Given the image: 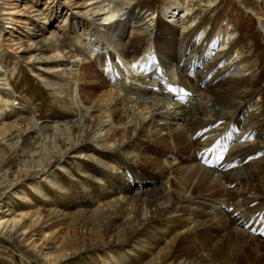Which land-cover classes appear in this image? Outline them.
Returning <instances> with one entry per match:
<instances>
[{"label": "bare ground", "instance_id": "bare-ground-1", "mask_svg": "<svg viewBox=\"0 0 264 264\" xmlns=\"http://www.w3.org/2000/svg\"><path fill=\"white\" fill-rule=\"evenodd\" d=\"M118 1L131 8L112 21ZM138 1L0 0V48L51 74V89L72 112L62 123L44 124L25 108L29 115L7 122L9 108L0 104V236L24 244L43 264L110 246L125 251L105 264H264V238L244 226H264V123L237 94L240 53L223 57L212 50L216 43L225 50L233 36L214 38L213 29L188 27L193 0L169 7L166 19ZM237 1L264 32V0ZM106 2L115 6L106 9ZM64 13L68 28H54ZM82 18L86 35L100 34L93 60L85 40H63ZM137 70L143 77L135 80L151 81L149 87L128 85L121 75ZM7 75L0 64V85L9 86ZM222 149L227 155L219 166L201 163L204 154ZM70 157L90 165V178L98 180L99 167L115 182L98 193L75 187L76 197H68L51 173L58 169L74 179ZM36 180L60 189L63 209L32 184ZM28 182L51 207L34 208L22 190ZM11 192L32 209L15 210L5 201ZM95 203L94 210H76ZM73 224L74 234L67 235Z\"/></svg>", "mask_w": 264, "mask_h": 264}, {"label": "rangeland", "instance_id": "rangeland-1", "mask_svg": "<svg viewBox=\"0 0 264 264\" xmlns=\"http://www.w3.org/2000/svg\"><path fill=\"white\" fill-rule=\"evenodd\" d=\"M180 1L182 0H139V3L137 5H139V7L147 5L148 8H151L152 16L166 19L167 16L165 14V10L169 7L174 6ZM205 1L206 0H193L190 2L189 5L192 7L194 12L192 14H189L187 19H185V24L190 28H196L198 25H203L204 28L209 32L211 31V29H213L215 36H213L214 38H217L219 34L221 36L226 34L233 36L232 42L227 48H225V50L217 49V43L215 44V49L212 50L213 52H215V55L218 54L217 56L223 57L227 55L235 56L236 54L240 53V58H238V61L244 64V75L239 80L240 84L237 94L241 98L240 101H242L243 103L242 107L250 108L252 112L258 116L257 123L262 124L264 123V32L260 27V23L257 20L256 16L253 13L245 10L237 0H215L217 4L214 6H212L213 4L209 5ZM106 3V9H112L115 6V3ZM252 3L253 0L246 1V4L248 6H251ZM117 7V15L115 14L112 17V21L123 18L124 13H126V10L131 8V5L124 3V1H118ZM49 13L51 15H54L55 12H53V9H51ZM62 15L64 23H60L55 20L54 28L58 27L60 30L68 28V23H70V21H65V19L67 18V15L65 13ZM104 16H106V14L103 15V18H101L99 22H105L106 18ZM82 19L83 20L81 21L75 22L77 25L75 23V25L72 24L74 28H71L73 33L75 32L78 35V38L72 37L73 34L71 33V31L67 32L68 34L67 36H64L63 40L66 43L67 40L68 43H70V41H72L73 43L75 42V44L77 45H81L85 40L88 44L86 46V51H90L89 58L93 60V58L96 57L99 48L102 46L101 42L97 44L100 39V34L99 32L94 33L95 30H91V32L86 35V28L81 29V27L87 24L85 23L86 20H84V18ZM90 27L94 28L93 25H90ZM49 28H51V26ZM36 33H39V31L37 30ZM78 39L80 40L78 41ZM214 43L215 42L212 43L213 46ZM3 49L4 47L0 48V54H2L0 64L3 69H8L7 82L9 83V86H5V84L0 85V91L2 95L0 104L5 108H9V111L7 112V122H14L21 116L29 115V112L25 111V108L27 110H32L33 115L37 117L38 121H42V123H62L63 121L70 118L69 115H72L70 107L64 104L61 101V97L51 89L50 83L51 79H54L53 76L45 72H41L40 74V70L36 67V65L33 66V63L29 65L28 63H26V61L19 60L14 52H10L8 50L5 51ZM218 50H220V52H218ZM230 65L231 63L227 65V67H230ZM140 74L141 72H137V74L135 75L137 76ZM141 77H143V75L137 76V78ZM176 78L177 77L175 76V79ZM127 79L128 85L131 83H136L144 86L147 85L146 87H149L150 84H152L151 81L143 84L142 82H140V80L138 81L135 80L134 77L132 78V74H129L126 80ZM159 81H161V79H158V81L153 84L154 87L158 86ZM10 94H13L15 96L11 101L10 106H7L5 100ZM17 107H21L24 109H22L21 111V109H18ZM41 138L43 139V136ZM251 143L256 144L257 142L255 141ZM179 156H186V153H181ZM66 165L74 174V179H71L69 175L63 173L62 171L54 169L53 173H51V180L59 182V185L62 187L61 189L67 192L68 197H71L72 195L76 197L79 189L87 190L95 187V190L97 188L96 192L98 193L99 191H101L100 189L103 190L105 188L104 185L106 186V184H111L113 181L115 182V180L104 169H99V167L94 172L98 180L90 178L87 173L91 167L84 159L80 160L78 158L76 159L75 157H70L66 161ZM262 168L264 169V163ZM32 184L38 186V189H41L42 191L44 190L46 194L50 195V199H52L51 204L54 202V200H56V203H54L55 206L59 205V208L63 209L62 203L64 199L62 198V194L59 191L60 189L57 190V187L52 188L55 185L53 186V184L47 181L42 182L40 180H36L35 183ZM30 185L31 184L29 182L24 184L22 190L28 193V195L33 199V202L35 204L34 208L38 207L40 209H43L49 205L51 207L50 202L48 203L47 201H45L40 194H38L33 188H31ZM75 187H77L78 190H76ZM66 188L69 189L67 190ZM18 197V195H15V193L13 194V192H11L5 201H7L8 204L12 205L13 207L16 205L14 209L17 211H21V209L24 210L27 208L32 209V206L26 205V203ZM96 201L97 200H95L94 202ZM95 204L96 205L93 204L89 207L81 204L80 208L76 210H94L99 205L98 203ZM75 225L76 224H73L70 228H67V230H69L65 231L67 235H71V232L72 234H74L73 230L76 227ZM44 230L50 232L51 226L46 227ZM77 236H80L81 238L82 233ZM124 251L125 250L121 246H110L107 250L92 249L84 251L78 254V256L76 255L75 257L64 261L62 264H105L112 261V256H115L116 258L121 257L124 254ZM35 257V253H33V251H31L24 244L13 239H7L0 236V264H43L40 261L36 260Z\"/></svg>", "mask_w": 264, "mask_h": 264}]
</instances>
